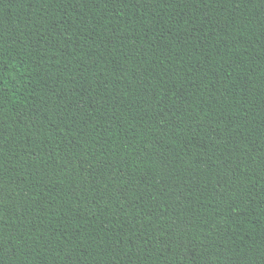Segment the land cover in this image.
Instances as JSON below:
<instances>
[{"label":"trees","instance_id":"trees-1","mask_svg":"<svg viewBox=\"0 0 264 264\" xmlns=\"http://www.w3.org/2000/svg\"><path fill=\"white\" fill-rule=\"evenodd\" d=\"M0 264H264V0H0Z\"/></svg>","mask_w":264,"mask_h":264}]
</instances>
